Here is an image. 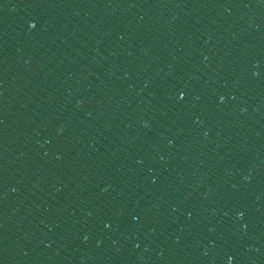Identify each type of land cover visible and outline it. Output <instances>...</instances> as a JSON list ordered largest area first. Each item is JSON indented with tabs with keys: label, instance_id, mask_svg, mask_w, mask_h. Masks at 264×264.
Instances as JSON below:
<instances>
[{
	"label": "water",
	"instance_id": "1",
	"mask_svg": "<svg viewBox=\"0 0 264 264\" xmlns=\"http://www.w3.org/2000/svg\"><path fill=\"white\" fill-rule=\"evenodd\" d=\"M0 264H264V0H0Z\"/></svg>",
	"mask_w": 264,
	"mask_h": 264
},
{
	"label": "snow or ice",
	"instance_id": "2",
	"mask_svg": "<svg viewBox=\"0 0 264 264\" xmlns=\"http://www.w3.org/2000/svg\"><path fill=\"white\" fill-rule=\"evenodd\" d=\"M33 26V24H31V23H29V27H32ZM184 95V93L183 92H181L180 93V96L182 97ZM239 214V213H238Z\"/></svg>",
	"mask_w": 264,
	"mask_h": 264
}]
</instances>
